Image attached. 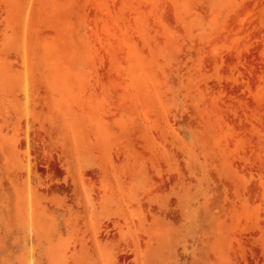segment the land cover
<instances>
[{"label": "rangeland", "instance_id": "rangeland-1", "mask_svg": "<svg viewBox=\"0 0 264 264\" xmlns=\"http://www.w3.org/2000/svg\"><path fill=\"white\" fill-rule=\"evenodd\" d=\"M0 264H264V0H0Z\"/></svg>", "mask_w": 264, "mask_h": 264}]
</instances>
